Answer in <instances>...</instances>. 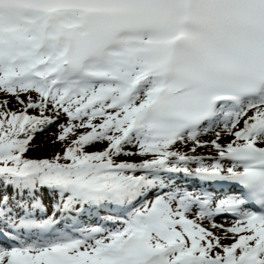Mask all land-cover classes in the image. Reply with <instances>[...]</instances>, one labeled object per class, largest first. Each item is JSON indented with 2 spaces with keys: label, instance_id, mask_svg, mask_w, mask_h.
Here are the masks:
<instances>
[{
  "label": "snow or ice",
  "instance_id": "6c2138e0",
  "mask_svg": "<svg viewBox=\"0 0 264 264\" xmlns=\"http://www.w3.org/2000/svg\"><path fill=\"white\" fill-rule=\"evenodd\" d=\"M0 238V264H264V0H0Z\"/></svg>",
  "mask_w": 264,
  "mask_h": 264
},
{
  "label": "rangeland",
  "instance_id": "374dc122",
  "mask_svg": "<svg viewBox=\"0 0 264 264\" xmlns=\"http://www.w3.org/2000/svg\"><path fill=\"white\" fill-rule=\"evenodd\" d=\"M12 107L15 108L16 104L15 101L13 100L12 102ZM56 131L55 127L49 129L47 132L38 135L36 140L34 141L35 145H40L41 147H36L34 148L30 153L29 156L31 157H36V158H50L56 151H63V149L60 147L59 144L57 145H52L50 142L52 139H54L52 133ZM204 139H210L212 137H203ZM223 142V141H222ZM59 146V147H58ZM87 150H92V149H87ZM208 149H198L197 154H208ZM214 154V153H213ZM121 159H130L134 161H138L139 157H121Z\"/></svg>",
  "mask_w": 264,
  "mask_h": 264
},
{
  "label": "bare ground",
  "instance_id": "6f19581e",
  "mask_svg": "<svg viewBox=\"0 0 264 264\" xmlns=\"http://www.w3.org/2000/svg\"><path fill=\"white\" fill-rule=\"evenodd\" d=\"M87 219H91V218H87Z\"/></svg>",
  "mask_w": 264,
  "mask_h": 264
},
{
  "label": "trees",
  "instance_id": "16d2710c",
  "mask_svg": "<svg viewBox=\"0 0 264 264\" xmlns=\"http://www.w3.org/2000/svg\"><path fill=\"white\" fill-rule=\"evenodd\" d=\"M59 147V146H58Z\"/></svg>",
  "mask_w": 264,
  "mask_h": 264
}]
</instances>
